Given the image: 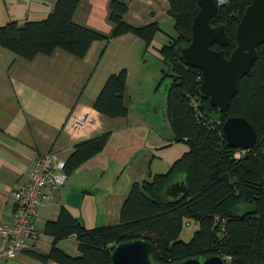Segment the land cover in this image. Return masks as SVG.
Masks as SVG:
<instances>
[{"label": "trees", "instance_id": "trees-1", "mask_svg": "<svg viewBox=\"0 0 264 264\" xmlns=\"http://www.w3.org/2000/svg\"><path fill=\"white\" fill-rule=\"evenodd\" d=\"M172 32L159 47L152 46L160 28L156 23L133 27L123 20L127 10L121 0H109L106 20L109 36L79 26L72 21L78 0H54L41 19L8 22L0 26V48L26 61L36 55L49 56L55 49L82 59L90 44L132 35L149 46L166 66L161 77L170 78L164 100V118L173 142L184 145L165 173L132 182L123 199L117 222L108 226L85 227L63 206L54 220L45 221L42 234L51 238L46 253L24 251L42 264H110L109 254L121 242L144 239L152 248L156 264H170L189 257L220 256L224 264H264V44L256 48V60L243 76L224 113L197 97L200 72L184 66L176 48L190 41L191 23L198 11L196 0H165ZM251 0H225L217 7L210 26L223 25L227 45L212 44L228 58L235 46L234 30ZM216 2V0H214ZM125 71L108 75L92 109L107 119L127 115L124 103ZM226 117H240L250 124L255 142L248 150L226 147L222 124ZM110 132L106 131L73 145L63 162L70 175L80 165L101 152ZM182 175L185 194L176 202H165L161 190L169 179ZM236 205H248L254 213L242 218L233 215ZM195 225L187 242L179 240L183 226ZM73 237L76 254L56 247Z\"/></svg>", "mask_w": 264, "mask_h": 264}, {"label": "crops", "instance_id": "crops-1", "mask_svg": "<svg viewBox=\"0 0 264 264\" xmlns=\"http://www.w3.org/2000/svg\"><path fill=\"white\" fill-rule=\"evenodd\" d=\"M108 1L78 0L72 21L109 36L112 26L106 20ZM121 1L127 6L123 16L127 24L170 26L165 0ZM53 2L0 0V26L41 19L51 10ZM145 52L142 41L129 34L92 42L82 59L55 49L49 56L36 55L26 61L0 48V224L10 222V194L25 186L38 155L51 153L64 161L77 142L110 132L101 152L68 175L62 186L45 190L46 198L34 223V238L25 251L48 252L52 241L42 234L43 224L56 218L60 206L87 228L115 224L130 184L145 179L144 166L152 161V150L160 144L149 137L155 132L148 130L140 135L143 148L137 149V157L130 158L132 165L127 153L117 162L116 158L112 161L109 158L110 152L119 146L133 147L129 133L135 124L129 119L127 102L136 60ZM120 70L126 74L123 98L127 115L107 119L92 109V102L105 78ZM75 246L73 237L56 243L58 249L70 255L76 254ZM0 264L42 263L23 251L12 259L0 256Z\"/></svg>", "mask_w": 264, "mask_h": 264}, {"label": "water", "instance_id": "water-1", "mask_svg": "<svg viewBox=\"0 0 264 264\" xmlns=\"http://www.w3.org/2000/svg\"><path fill=\"white\" fill-rule=\"evenodd\" d=\"M198 11L191 23L190 41L179 45L176 52L184 66L197 69L201 81L195 89L201 100L210 107L224 113L234 96L239 80L245 76L256 60V48L264 44V0H251L243 10L234 30L235 46L228 58L222 50H212L216 44L227 45L226 30L223 25L210 26V20L217 11L214 0H196ZM226 147L243 151L250 149L255 142V133L248 122L240 117H226L222 127ZM186 191L185 179L175 175L161 190L165 202L173 203ZM233 215L242 218L254 213L248 205H236ZM110 264H156L152 248L144 239H133L116 244L109 254ZM170 264H224L218 255L189 257Z\"/></svg>", "mask_w": 264, "mask_h": 264}, {"label": "rangeland", "instance_id": "rangeland-1", "mask_svg": "<svg viewBox=\"0 0 264 264\" xmlns=\"http://www.w3.org/2000/svg\"><path fill=\"white\" fill-rule=\"evenodd\" d=\"M160 31L155 34L152 39V46L159 47L167 41V37L171 34V24L160 23ZM157 54L153 47L149 46L141 59L136 60L134 71L132 73L133 87L129 92V101L127 102L129 110V119L135 124V128L129 133L132 139L133 147L119 146L109 154L111 161L122 160L124 153H127L129 159L137 157V149L143 148V140H140V135L150 130L156 134H150V138L160 142L158 149H153L154 157L151 162L144 166V174L165 173L171 164V160L180 156L185 147L179 142L172 141V135L164 121V100L165 93L170 78L161 77V70L165 71L166 66L160 63L155 57ZM157 136L161 139L159 141ZM108 141V140H107ZM107 143V142H106ZM123 155V156H121ZM148 161V159H146ZM130 159V165H132ZM115 163H112V167ZM195 230V225L190 223L183 226L179 236V240L187 242Z\"/></svg>", "mask_w": 264, "mask_h": 264}, {"label": "built area", "instance_id": "built-area-1", "mask_svg": "<svg viewBox=\"0 0 264 264\" xmlns=\"http://www.w3.org/2000/svg\"><path fill=\"white\" fill-rule=\"evenodd\" d=\"M225 0H216L217 7ZM66 176L63 162L51 153L38 155L29 171L25 186L10 194L12 202L11 219L0 224V256L12 259L25 251L34 238V223L38 209L45 200L47 189H55L64 184Z\"/></svg>", "mask_w": 264, "mask_h": 264}]
</instances>
